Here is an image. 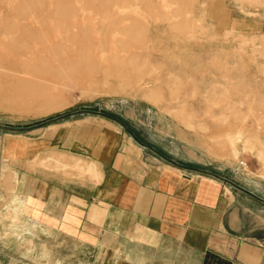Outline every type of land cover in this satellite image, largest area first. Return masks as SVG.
Returning a JSON list of instances; mask_svg holds the SVG:
<instances>
[{"label":"rangeland","instance_id":"1","mask_svg":"<svg viewBox=\"0 0 264 264\" xmlns=\"http://www.w3.org/2000/svg\"><path fill=\"white\" fill-rule=\"evenodd\" d=\"M249 5L262 2L0 0V17L22 29L15 44L0 33V126L27 129H0L1 147L8 135L34 139L97 119L120 125L150 157L264 184V36L252 32ZM24 13L34 20L19 22ZM58 14L72 22L45 33ZM83 35L91 44L78 43ZM229 132L246 146L226 142ZM241 153L252 154L249 169ZM8 162L1 150L0 264H72L57 235L24 224Z\"/></svg>","mask_w":264,"mask_h":264},{"label":"crops","instance_id":"2","mask_svg":"<svg viewBox=\"0 0 264 264\" xmlns=\"http://www.w3.org/2000/svg\"><path fill=\"white\" fill-rule=\"evenodd\" d=\"M258 1L246 9L264 36ZM133 137L97 119L6 136L0 151L24 224L57 235L72 264H264V184L150 157ZM241 155L249 169L252 154Z\"/></svg>","mask_w":264,"mask_h":264},{"label":"bare ground","instance_id":"3","mask_svg":"<svg viewBox=\"0 0 264 264\" xmlns=\"http://www.w3.org/2000/svg\"><path fill=\"white\" fill-rule=\"evenodd\" d=\"M109 5H110V3H104V4H102L101 5V8L102 9H104V10H106L108 7H109ZM22 17H21V20L19 21V22H21V23H26V21H32V20H34V17L32 16V19L30 18V17H28V16H26V13H24V14H22L21 15ZM57 18L56 19H54V20H50V21H48L47 20V23H46V26L47 27H45L46 28V30L47 31H45V33H47L48 32V30H49V28H51V27H53V26H55V25H57L58 23H60V22H62V23H69V22H72V18L69 16V15H66V14H58L57 16H56ZM111 17H112V15H111ZM31 19V20H30ZM112 20H113V18H111ZM114 20L116 21V22H120L121 21V19L119 18V16H115L114 17ZM36 21V20H35ZM20 23V24H21ZM57 23V24H56ZM45 30V29H44ZM43 30V31H44ZM19 31H22V29H21V27H19V24H16V27H15V25H13V24H11L6 18H3V17H0V33H3L4 35H5V33L7 34V33H10L9 35H10V37H11V42L12 43H14L15 44V42H16V40L14 39L15 37H14V35H12L13 33L14 34H16V33H18ZM50 31V30H49ZM114 31H115V29H113V33H114ZM68 32V31H67ZM131 32V31H130ZM63 33H60V32H58V36L59 35H62ZM85 35V34H84ZM84 35H83V37H81L82 39L81 40H79L78 39V43H86V44H84V45H89V43L91 42H89L88 44H87V42H88V37H84ZM57 36V37H58ZM4 38V37H3ZM7 38V36H5V39ZM74 38V40H76L77 38L76 37H73ZM21 44V43H20ZM91 44V43H90ZM225 116H223V118H224ZM226 118V117H225ZM224 118V119H225ZM218 119V118H217ZM224 119H223V121H224ZM219 121H221V120H219ZM226 122V121H225ZM225 139H226V142H229V144H231L233 147H235V146H239V147H241L242 148V146H246L245 145V143H247V142H245L244 141V138H243V134L241 133V132H229V133H227V134H225ZM244 149V148H243ZM240 150V149H239ZM236 151H238V149H236ZM241 165H243V166H245V164L242 162L241 163Z\"/></svg>","mask_w":264,"mask_h":264},{"label":"water","instance_id":"4","mask_svg":"<svg viewBox=\"0 0 264 264\" xmlns=\"http://www.w3.org/2000/svg\"><path fill=\"white\" fill-rule=\"evenodd\" d=\"M2 127V126H1ZM8 131H11V132H21V131H26L27 129H22V128H5V127H2ZM147 147V146H145Z\"/></svg>","mask_w":264,"mask_h":264},{"label":"built area","instance_id":"5","mask_svg":"<svg viewBox=\"0 0 264 264\" xmlns=\"http://www.w3.org/2000/svg\"><path fill=\"white\" fill-rule=\"evenodd\" d=\"M243 166V165H242Z\"/></svg>","mask_w":264,"mask_h":264},{"label":"trees","instance_id":"6","mask_svg":"<svg viewBox=\"0 0 264 264\" xmlns=\"http://www.w3.org/2000/svg\"><path fill=\"white\" fill-rule=\"evenodd\" d=\"M44 124V123H43Z\"/></svg>","mask_w":264,"mask_h":264}]
</instances>
